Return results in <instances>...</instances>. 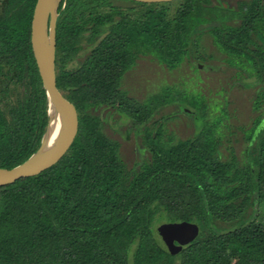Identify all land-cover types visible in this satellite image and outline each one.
Wrapping results in <instances>:
<instances>
[{"label":"trees","instance_id":"1","mask_svg":"<svg viewBox=\"0 0 264 264\" xmlns=\"http://www.w3.org/2000/svg\"><path fill=\"white\" fill-rule=\"evenodd\" d=\"M63 1L57 85L77 107L78 132L55 164L0 185V264H264V126L253 137L262 117L247 130L245 160L223 158L218 132L226 111L207 121L204 96L175 99L166 88L154 100L180 101L203 121L193 136L173 143L161 124L149 125L153 98L141 102L122 86L140 57L176 67L205 30L236 75L264 81V0L236 7L179 0L173 13L172 0H126L127 7L116 0ZM36 2L0 0V167L36 151L48 123L31 43ZM263 101L264 90L257 107ZM100 106L134 121L149 152L138 169L128 167L120 142L90 112ZM183 220L197 223L199 234L175 252L156 228Z\"/></svg>","mask_w":264,"mask_h":264},{"label":"rangeland","instance_id":"2","mask_svg":"<svg viewBox=\"0 0 264 264\" xmlns=\"http://www.w3.org/2000/svg\"><path fill=\"white\" fill-rule=\"evenodd\" d=\"M172 1L171 13L180 2ZM219 1L236 7L241 0ZM115 3L123 7L130 5L126 0H116ZM88 34L86 31L82 36L80 43L83 46L88 44L86 38ZM194 40L198 45L192 43L190 55L174 68L159 62L152 55L140 57L125 72L122 86L141 102L151 101L153 98L150 103L154 108V116L149 125L156 129L161 124L165 138L173 136V143L193 136L199 128L198 122L202 124L203 121L199 116L196 119V115L189 112L190 109L184 108L180 101L161 105L154 97L165 92L168 87L171 88L169 92L175 99H180L184 95L204 96L208 111L207 121L222 116L223 111L227 112L225 116L223 115L218 132L222 157L236 155L243 161L249 144L247 130L256 117L264 115V101L257 107L259 93L264 90V81L255 82L256 79L252 80L254 78L236 75V66L227 63L224 54L214 44L207 30ZM86 50L87 47L81 49L80 58L86 54ZM76 65L77 61L71 63L72 67ZM251 82L254 84L250 85ZM90 112L100 115L104 131L120 142V156L128 167L132 170L138 169L143 159L149 156V152L134 121L116 112L112 107H93ZM259 219L263 220L264 215Z\"/></svg>","mask_w":264,"mask_h":264},{"label":"water","instance_id":"3","mask_svg":"<svg viewBox=\"0 0 264 264\" xmlns=\"http://www.w3.org/2000/svg\"><path fill=\"white\" fill-rule=\"evenodd\" d=\"M62 1L37 0L32 18L31 43L47 96L48 123L46 129L39 147L27 159L11 168L0 167V185L14 182L24 176L38 174L55 164L70 148L78 132L77 107L57 85L56 27ZM263 124L264 118L257 130ZM156 232L168 248L176 252L199 234V226L187 220L168 221L159 224Z\"/></svg>","mask_w":264,"mask_h":264},{"label":"flooded vegetation","instance_id":"4","mask_svg":"<svg viewBox=\"0 0 264 264\" xmlns=\"http://www.w3.org/2000/svg\"><path fill=\"white\" fill-rule=\"evenodd\" d=\"M60 14V13H59ZM59 18V17H58ZM57 28V27H56ZM88 45V44H87ZM80 56V55H79ZM79 56H77L76 58H74V60L72 61V62H74V61H77V64L79 63V60H78V58H80ZM80 59H82V58H80ZM71 62V63H72ZM202 67H203V64H202ZM207 67V66H206ZM252 80H255V79H252ZM251 80V81H252ZM255 82H261L262 83V81H258V80H256ZM254 84V82H251L250 83V85H253ZM263 87V86H262ZM262 104V103H261ZM259 107V106H258ZM263 118H264V115L262 116V118H261V120H260V122L256 125V128H255V130H254V136L253 137H255V134L259 131V130H257V128H258V126L260 125V123H261V121L263 120ZM264 126V124L261 126V127H263ZM260 127V128H261ZM257 131V132H256Z\"/></svg>","mask_w":264,"mask_h":264}]
</instances>
